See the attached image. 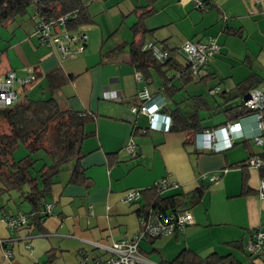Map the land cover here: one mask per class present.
<instances>
[{
    "label": "crops",
    "instance_id": "1",
    "mask_svg": "<svg viewBox=\"0 0 264 264\" xmlns=\"http://www.w3.org/2000/svg\"><path fill=\"white\" fill-rule=\"evenodd\" d=\"M84 1L93 19L81 27L88 40L84 49L65 59L40 43L28 18L0 28V77L12 70L23 78L62 68L74 78L58 93L60 103L65 109L94 116L85 126L93 135L82 145L81 167L88 179L83 183L71 182L75 161L62 167L51 187L47 204L52 208L42 222L43 230L27 226L13 230L2 220L5 212H30L27 206L16 211L8 205L5 211L0 210V264H95L99 257L107 256V252L94 248L96 243L109 246L138 235L142 229L140 210L148 201L142 194L135 202H125V194L132 189L152 188L163 178L178 185L166 195L190 193L201 183L209 190L192 209L194 222L184 231L140 243L147 257L156 262L171 261L182 250L191 249L202 257L231 253L238 260L237 253H242L251 264H264V254L252 259L241 250L247 248L253 231H264L260 171L240 167L251 155L262 152L252 140L256 134L255 119L251 115L237 119L241 137L235 136L233 147L212 152L196 142L198 134L205 130L196 134L194 142L189 139L191 135L170 129L146 134L139 131L134 135L135 126L140 130L148 126V117L126 115L137 94L148 90L153 96L152 105L163 101L166 108L178 105L186 116L195 114L191 96H202L206 100L204 109L196 115L201 123L212 129L226 124L228 116L217 106L241 105L244 96L241 97L238 85L253 75L264 77L256 67L260 61L264 68V0H209V10H197L193 2L156 0L155 13L146 19V27L153 32L160 48H179L188 40L209 38H215L221 46V54L208 67L210 77L206 83L194 79L181 87V79L176 78L170 94L164 89L161 76L153 70L149 81L135 71L129 47L115 55L112 52L118 45L133 40L131 28L138 20L136 9L148 5L149 0ZM178 19L191 23L192 35L177 36L182 33ZM226 28L234 33L227 34ZM179 57L183 63L184 56ZM174 72L178 75V70L171 75ZM36 82L48 88L44 76L33 83ZM193 84L197 86L192 88ZM215 87L221 88L215 95L220 99L209 93L211 101L206 92ZM38 91L27 86L26 94L36 97ZM118 99L125 104H119ZM160 110L166 113L164 108ZM208 119L209 125L204 123ZM159 121L165 128L167 121L161 117ZM132 138L140 150L136 158L124 149ZM24 156L23 149L15 154L16 159ZM223 169L225 172L221 173ZM212 176L217 178L213 182ZM245 176L250 193L241 195ZM157 239L167 240L162 242L161 249L160 242L152 245ZM28 243L32 245L30 249L26 248ZM151 249L159 258L149 256L147 251ZM7 250L12 251V257H6Z\"/></svg>",
    "mask_w": 264,
    "mask_h": 264
},
{
    "label": "trees",
    "instance_id": "2",
    "mask_svg": "<svg viewBox=\"0 0 264 264\" xmlns=\"http://www.w3.org/2000/svg\"><path fill=\"white\" fill-rule=\"evenodd\" d=\"M204 1L207 3L206 10H209L211 3L209 0ZM155 2L156 0H149L148 5L136 9L138 20L131 28L133 40L130 43L118 45L112 51L113 55L129 47L135 71L141 73L142 77L144 79L146 78V81L151 79L153 71L159 74L164 81V89L167 90L169 94L172 92V88H174L173 80L176 78L181 79H179L181 81V87H184L194 79L206 83L207 78L210 77L208 76L209 74L207 75L208 67L212 60L221 54V50L219 54L214 55L209 63H207L205 69L206 73H195L192 65L188 63L186 54L182 49L185 42H183L182 46L179 48H170L168 46L160 48L152 35L153 32L146 27V19L155 13ZM30 8H33L35 11V16L33 17V22L35 23L34 32L38 36L40 43L53 48L55 51L56 45L43 42L42 38L37 33V18L44 19L48 22L57 21L61 17L68 15L69 18L65 22L64 28L71 33H80L82 32V26L93 22L84 0H0V28H4L9 23L19 18H27L28 16L26 15L29 13ZM30 19H32V17H30ZM224 30L229 35L234 33L227 28ZM149 40H155L158 48L168 52V57L165 59L164 63L158 62L153 54V49L147 48ZM84 47L85 46H83V49ZM2 53L3 52L0 50V57H2ZM180 55L185 58L183 63L180 62ZM175 70H178V75L176 72L171 75L170 72ZM10 72L15 71H9L4 77H0V84L8 77ZM33 76L35 80L43 76L47 79L50 92L49 98L32 99L26 94L27 85L23 86L18 84L20 87L19 90L17 89L16 83L15 91L17 93V99L11 106L2 107L0 105V210L5 211L11 201H15L14 204L16 201H22L26 203L31 210L30 212L19 213L26 216L27 223L23 225V227H16L13 230L26 226L34 227L37 230H43L41 227L42 222L50 213L48 209L49 204L47 203L51 193V187L55 183V177L58 176L64 165L72 161L76 162L71 182L83 183L88 179L84 169L81 167V160L84 157L82 145L86 139L93 135V132L86 131L85 126L89 121L94 119V116L88 112L65 109L58 98V93L63 86L68 84L74 76L67 75L62 68L54 69L46 74L37 73L36 76ZM16 77L18 78L17 75ZM263 85L264 77L258 75H253L245 83L238 85L239 90L242 89L241 97L244 96L243 102L250 91L260 88ZM212 90H215L214 94H211ZM208 91L213 97L220 93L221 88H210ZM191 100L195 105V114L190 116H186L178 105L175 107L167 106V108L164 106L163 108L166 110V114L171 120L170 130L172 132L187 133L191 135L189 138L191 142H194L198 132L212 130V128L205 127L201 123L202 120L198 119L196 116L200 109H204L203 103H205L206 100L198 95L191 96ZM118 103L125 104L123 100H120ZM133 103L128 107L126 115L137 117L142 113L132 114L131 107ZM225 106L226 104H219V106H217L228 116L226 124L221 126H226L228 123L236 121L240 117L248 115L250 112L243 103L228 108H225ZM139 131L145 134L152 131L149 126V120L148 126L141 128V130L136 126L134 127V135L135 132L138 133ZM132 140L135 142L133 138ZM128 144L125 145V150ZM135 145L137 154L135 157L129 155L131 158H136L140 155V150L136 142ZM21 147H24L28 151V154L20 159H16L15 154L21 150ZM41 153L43 156L40 157L39 155ZM256 155L264 158V151L258 154L254 153L252 156ZM40 162L41 165L39 164ZM245 163L246 162L240 167L248 168ZM224 172L225 169L221 171V173ZM260 175L261 179H263L264 169L260 170ZM170 182L171 186L167 190H160L155 186L146 190H141L148 202L140 210V217L146 216L152 211H160L165 215L172 213L178 217L179 214L192 211L206 191L209 190L207 186L201 183L198 188L190 193L166 195L167 191L175 187V183L172 181ZM248 193H250V188L248 187V177L245 176L241 195H246ZM15 215L17 216L18 214L5 212L1 218L2 220H8ZM253 232H259V230ZM177 234L179 233L177 232ZM154 239L155 238H146L142 241H154ZM241 250L247 253L252 259L261 257L264 254V247L263 254H251L243 247H241ZM162 263L242 264V262L231 253L227 255L212 253L207 257H202L191 249H184L171 261H164Z\"/></svg>",
    "mask_w": 264,
    "mask_h": 264
},
{
    "label": "built area",
    "instance_id": "3",
    "mask_svg": "<svg viewBox=\"0 0 264 264\" xmlns=\"http://www.w3.org/2000/svg\"><path fill=\"white\" fill-rule=\"evenodd\" d=\"M182 3L194 2L197 9L206 10L207 3L204 0H180ZM37 18V17H36ZM69 18L68 15L61 17L59 20L45 21L44 19L37 18L38 30L37 33L42 38L43 42H49L56 45V51L60 53L61 59L68 58L69 56L81 51L85 46L88 35L84 32L71 33L64 28V24ZM61 28V29H60ZM54 30H59L56 34ZM147 48L153 49L155 58L160 63H164L168 57V52L158 48L155 40H149ZM186 54L188 63H190L195 73H206V65L214 55L219 54L221 46L215 39L207 41H186L182 46ZM35 80L33 75H28L23 78H17L15 72H10L8 77L0 84V105L2 107L11 106L17 99L15 84L20 85L31 84ZM215 90L211 91L214 94ZM153 96L148 90H143L138 93L136 101L131 107L132 114L142 113L148 116L149 126L151 130H169L171 125L170 117L162 114L160 109L164 107L163 101L160 105H152L151 101ZM117 101H120L119 99ZM244 106L249 109L248 115L255 119L256 134L252 140L254 144L264 151V85L260 88L250 91L243 102ZM162 116H161V115ZM165 119L166 126L162 127L159 119ZM239 123H228L226 126H220L207 130L198 134L196 142L200 144L202 149L212 150L219 152L229 149L234 144V138L241 137V129L238 127ZM125 152L131 157H135L136 145L133 140L129 142ZM248 168L256 170L264 169V158L256 155L248 158L245 163ZM217 178L212 176L210 180L213 182ZM155 187L160 190H167L171 186L168 178H163L156 182ZM178 185L175 184V187ZM259 195L264 198V178L261 180ZM142 196L139 189H132L125 194V202H135ZM52 206L49 205V212ZM141 227L140 233L132 238H123L111 245H102L96 243L94 248H99L101 251L107 252L106 257H99L95 264H164L156 262L147 257L140 248V243L146 238H164L175 235L185 230V228L194 222V216L191 211H186L179 214H164L160 211H152L146 216L140 217ZM9 228L15 229L16 227H23L27 223V218L24 214H18L8 220H4ZM31 244L26 245L27 249L31 248ZM264 247V231L254 232L247 251L251 254H263ZM6 257H12V251H6Z\"/></svg>",
    "mask_w": 264,
    "mask_h": 264
},
{
    "label": "rangeland",
    "instance_id": "4",
    "mask_svg": "<svg viewBox=\"0 0 264 264\" xmlns=\"http://www.w3.org/2000/svg\"><path fill=\"white\" fill-rule=\"evenodd\" d=\"M194 3V2H193ZM195 7V4H193V8ZM197 9V8H196ZM198 10V9H197ZM200 10V9H199ZM26 16H28L27 18L29 19L28 21L29 22H31V23H33L34 25H35V23L33 22V17L35 16V11H34V9L33 8H30V11H29V13L26 15ZM30 17H32V19H30ZM178 27L182 30V33L181 34H179L178 33V35L177 36H184V35H192V25H191V23L188 21V20H180V19H178ZM54 32L56 33V34H58L59 33V30H54ZM175 42H176V36L174 37V39H173ZM189 41V40H188ZM181 46H182V44H181ZM61 57V56H60ZM257 63L258 64H256V67H258V70L260 71V74H264V68L262 69V66H263V64H261V62L260 61H257ZM256 71V70H255ZM19 78V77H18ZM34 82V81H33ZM32 82V83H33ZM46 82V81H45ZM31 83V84H32ZM19 83H17L16 85H18ZM38 84H40V85H38ZM27 86H30V87H35V88H38V92L37 93H39V96H36V97H34V95L33 94H31V95H29V94H27L30 98H32V99H40V98H49L50 97V92H49V89L46 87V85H42L41 84V82L39 83H33L32 85H30V84H28ZM193 87L192 88H195L197 85L196 84H193L192 85ZM42 87L44 88V90L42 89ZM17 89H19L20 90V87H17ZM206 93H208V94H206V96L212 101V97H209V96H211L210 94H209V92H206ZM36 94V93H35ZM23 95H24V93H23ZM22 95V96H23ZM209 95V96H208ZM215 98L217 99V100H219L220 99V97H218V95L217 96H215ZM204 123H206L207 125H209V123H210V119H208V120H206V121H204ZM21 149H23L24 151H25V156L28 154V151L24 148V147H21ZM258 149V148H257ZM40 157L41 156H43V154L41 153L40 155H39ZM40 165H41V162L39 163ZM39 165V166H40ZM15 200H17V199H15ZM15 202V201H14ZM14 202L13 201H11L8 205H9V207H11V208H13L14 210H18V207H21V205L23 204V206H22V209H24L26 206L27 207H29L26 203H23L22 201H16V203L14 204ZM24 207V208H23ZM166 241L167 240H163V239H157L152 245H155L156 246V244H157V242H160L159 243V248L161 249V245H162V242H164V244L166 243ZM146 246V245H145ZM152 247V246H151ZM147 248H150V247H147ZM150 255L149 256H151V257H158L159 258V255L156 253V252H154V251H152V249L151 250H149V251H147ZM238 254V258L241 260V261H243V263L244 264H251L249 261H248V258L245 256V255H243L242 253H237ZM157 258V259H158Z\"/></svg>",
    "mask_w": 264,
    "mask_h": 264
},
{
    "label": "bare ground",
    "instance_id": "5",
    "mask_svg": "<svg viewBox=\"0 0 264 264\" xmlns=\"http://www.w3.org/2000/svg\"><path fill=\"white\" fill-rule=\"evenodd\" d=\"M215 90H216V89H215ZM235 122L238 123L237 120H236V121H233L232 123H235ZM237 126L240 127V124H238ZM234 140H236V139L234 138ZM251 156H252V155H251ZM247 167H248V166H247ZM263 178H264V177H263ZM81 260H82V259H81ZM87 262H88V261H87Z\"/></svg>",
    "mask_w": 264,
    "mask_h": 264
},
{
    "label": "clouds",
    "instance_id": "6",
    "mask_svg": "<svg viewBox=\"0 0 264 264\" xmlns=\"http://www.w3.org/2000/svg\"><path fill=\"white\" fill-rule=\"evenodd\" d=\"M161 111V110H160ZM162 114H166L165 112L164 113H162ZM167 115V114H166ZM147 116V115H146ZM168 116V115H167ZM148 117V116H147ZM149 120V119H148Z\"/></svg>",
    "mask_w": 264,
    "mask_h": 264
},
{
    "label": "water",
    "instance_id": "7",
    "mask_svg": "<svg viewBox=\"0 0 264 264\" xmlns=\"http://www.w3.org/2000/svg\"><path fill=\"white\" fill-rule=\"evenodd\" d=\"M161 113H164V111L162 110V111H160Z\"/></svg>",
    "mask_w": 264,
    "mask_h": 264
}]
</instances>
